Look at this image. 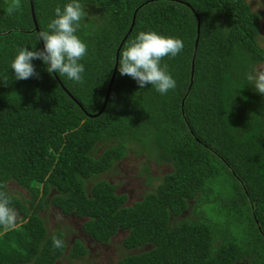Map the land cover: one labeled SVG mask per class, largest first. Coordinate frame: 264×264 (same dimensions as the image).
<instances>
[{"label": "trees", "instance_id": "1", "mask_svg": "<svg viewBox=\"0 0 264 264\" xmlns=\"http://www.w3.org/2000/svg\"><path fill=\"white\" fill-rule=\"evenodd\" d=\"M32 2L43 30L64 0ZM81 3L87 15L77 34L87 53L76 82L39 59L37 75L15 79L16 50L43 45L30 0H0V192L16 210L14 224L0 225V264L74 263L88 254L82 241L68 245L62 230L48 228L41 211L49 207L82 219L97 243L124 232L129 252L117 264H264V96L244 79L264 64L260 14L248 0ZM149 29L184 43L161 60L176 80L164 94L140 89L115 63ZM130 146L171 171L128 205L102 176Z\"/></svg>", "mask_w": 264, "mask_h": 264}, {"label": "clouds", "instance_id": "2", "mask_svg": "<svg viewBox=\"0 0 264 264\" xmlns=\"http://www.w3.org/2000/svg\"><path fill=\"white\" fill-rule=\"evenodd\" d=\"M87 15L81 0H64L53 9L46 28L34 34L42 47H19L11 58L10 69L15 79L37 75L33 60L39 59L46 71L66 76L72 81L83 79L85 71L82 58L87 53V44L77 34L82 19ZM184 47L183 40L174 35H165L157 30H140L119 51L116 67L121 75L133 78L140 89L153 85L161 94L176 87V80L162 64L163 57H175ZM250 87L264 96V67L250 66L244 73ZM16 219V210L9 198L0 192V225L11 226ZM62 241L53 237V245L62 246Z\"/></svg>", "mask_w": 264, "mask_h": 264}, {"label": "rangeland", "instance_id": "3", "mask_svg": "<svg viewBox=\"0 0 264 264\" xmlns=\"http://www.w3.org/2000/svg\"><path fill=\"white\" fill-rule=\"evenodd\" d=\"M248 3L254 12L260 14L258 42L264 47V0H248ZM257 67H264V64H259ZM102 148L103 145H100L98 153ZM170 171V165L157 163L155 160L149 161L146 153H139L135 146H130L126 156L102 177L116 184L118 193H126L128 195L127 204L131 205L141 199L149 190V182L156 185L157 178H161ZM8 187L14 193L22 191L14 183H10ZM41 215L50 230L60 229L65 233L68 245L78 239L84 243L88 250V254L84 258L74 263H70L64 257L57 264H117L118 259L129 252L120 246V242L125 236L124 232H119L110 243L101 244L93 241L83 232L82 219L73 215H64L54 207L41 211Z\"/></svg>", "mask_w": 264, "mask_h": 264}, {"label": "water", "instance_id": "4", "mask_svg": "<svg viewBox=\"0 0 264 264\" xmlns=\"http://www.w3.org/2000/svg\"><path fill=\"white\" fill-rule=\"evenodd\" d=\"M30 4H31L32 17H33V21H34V24H35V29H36L37 31H39L38 24H37V22H36V18H35V13H34V8H33V2H32V0H30ZM133 24H134V21H133V23H132V26H133ZM130 30H131V29H130ZM196 46H197V41H196ZM196 46H195V49H196ZM117 55H118V52H117ZM194 56H195V54H194ZM194 56H193V64H194ZM115 69H116V67H115ZM113 78H114V75H113L112 78H111L110 85H109V88H108V91H107V94H106V98H105V102H104V106H103V107H105V104H106V102H107L108 94H109V90H110V87H111V84H112ZM189 88H190V87H189Z\"/></svg>", "mask_w": 264, "mask_h": 264}]
</instances>
